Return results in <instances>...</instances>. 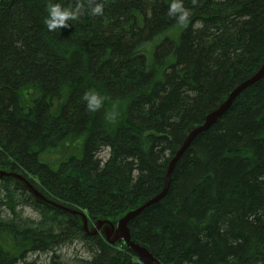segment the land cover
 Masks as SVG:
<instances>
[{"label": "trees", "instance_id": "trees-1", "mask_svg": "<svg viewBox=\"0 0 264 264\" xmlns=\"http://www.w3.org/2000/svg\"><path fill=\"white\" fill-rule=\"evenodd\" d=\"M171 3L0 0V264H139L77 213L116 225L159 196L192 131L264 65V0H181L183 24ZM52 4L82 10L50 31ZM129 230L162 264H264V79L194 139ZM76 243L88 258L58 254Z\"/></svg>", "mask_w": 264, "mask_h": 264}, {"label": "water", "instance_id": "water-1", "mask_svg": "<svg viewBox=\"0 0 264 264\" xmlns=\"http://www.w3.org/2000/svg\"><path fill=\"white\" fill-rule=\"evenodd\" d=\"M262 79H264V65L255 76H253L251 79H249L248 81L237 87L229 96L228 100L218 110H216L215 112H213L211 115L208 116L206 122L203 125L197 127L194 131H192V133L188 136V138L184 142L181 149L176 153V156L171 161L166 177V185L164 191L159 196L152 199L151 201H149L147 204L140 207L139 209L127 213L122 219L118 221L116 225H112L108 222H100V225L98 227L99 229H101L102 226L106 224L110 225V227L112 228V233L107 236L109 241H111L110 240L111 236L114 235V239L112 242H119V241L124 242L137 256L140 264H162L146 248L132 241V236L129 230V223L132 220H134L146 207L159 203L167 195L174 168L178 163V161L180 160V158L186 152V150L191 146L194 139L204 131L208 130L212 125L216 124L229 110V108L233 105V103L235 102V100L238 98L239 95H241L245 90H247L248 88H250L251 86H253L255 83L259 82ZM35 193L39 195L37 192ZM79 215L83 217L85 221L84 226L87 229L88 224H87L86 216L82 213H80Z\"/></svg>", "mask_w": 264, "mask_h": 264}, {"label": "clouds", "instance_id": "clouds-1", "mask_svg": "<svg viewBox=\"0 0 264 264\" xmlns=\"http://www.w3.org/2000/svg\"><path fill=\"white\" fill-rule=\"evenodd\" d=\"M81 6L72 9L62 8L59 4H52L48 9V16L45 23L50 31L67 27L68 21L81 13ZM103 13V4L94 3L91 6L92 15H101ZM168 15L176 18L179 24H183L188 19V11L183 8L181 0H172V3L168 9ZM84 99L87 102V108L89 111H96L102 104V98L95 91L86 92Z\"/></svg>", "mask_w": 264, "mask_h": 264}, {"label": "rangeland", "instance_id": "rangeland-1", "mask_svg": "<svg viewBox=\"0 0 264 264\" xmlns=\"http://www.w3.org/2000/svg\"><path fill=\"white\" fill-rule=\"evenodd\" d=\"M101 157L107 158L108 152L107 151L103 152ZM24 212H25L26 216H29V217H32L35 219L38 218L37 214L33 210H31L30 208L24 209ZM86 219L88 220L87 216H86ZM82 222L83 223L85 222L83 218H82ZM87 223L89 224V220L87 221ZM91 225L93 227L91 232L98 231V229H99L98 223L91 224ZM99 232H103L106 236H108L109 234L112 233V228L110 227V225H106L101 230H99ZM111 239H113V238H111ZM58 254L63 259H65L67 261L73 260L74 258H77V257H83V258L89 257V255L86 253V251L83 249V246L80 243H76V244L70 245L66 248H63L61 251L58 252ZM49 259H50V255H44V254L43 255L37 254V255H34L31 257V260H38L41 263H45V262L49 261Z\"/></svg>", "mask_w": 264, "mask_h": 264}]
</instances>
